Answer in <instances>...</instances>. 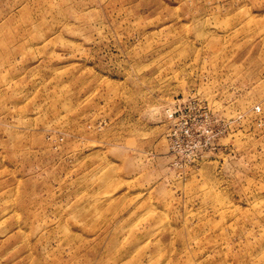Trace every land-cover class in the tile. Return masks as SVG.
Instances as JSON below:
<instances>
[{
  "label": "rangeland",
  "instance_id": "374dc122",
  "mask_svg": "<svg viewBox=\"0 0 264 264\" xmlns=\"http://www.w3.org/2000/svg\"><path fill=\"white\" fill-rule=\"evenodd\" d=\"M0 264H264V0H0Z\"/></svg>",
  "mask_w": 264,
  "mask_h": 264
}]
</instances>
